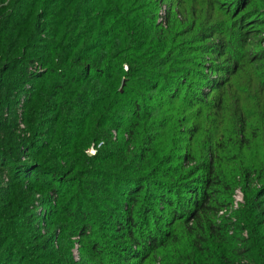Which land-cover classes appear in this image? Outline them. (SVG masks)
Returning <instances> with one entry per match:
<instances>
[{
  "label": "trees",
  "instance_id": "1",
  "mask_svg": "<svg viewBox=\"0 0 264 264\" xmlns=\"http://www.w3.org/2000/svg\"><path fill=\"white\" fill-rule=\"evenodd\" d=\"M254 2L257 0H238L245 7ZM255 4L262 5L257 22L264 23V0ZM142 9L141 0H0V170H6L10 180L8 189L0 186V264H48L32 255L36 243L32 245L31 226L38 209L34 202L46 206L50 196L43 194L30 201L31 194L23 190L27 181L30 193L33 188H42L60 197L59 215L66 225L64 236L80 235L91 240L92 233L87 232L95 235L104 226V219H113L120 238L128 240L120 246L124 251L120 254L123 264H144L148 255L159 248L171 249L184 239H189L192 253H204L203 244L211 246L212 238L230 242L215 221L224 206L220 197H231L234 180L241 171L247 179L258 174L264 180L263 161H247L243 144L252 141L240 127L235 133L226 128L220 141L216 138L218 144L213 143L215 134L206 129L207 123H225L200 120L202 99L189 82L194 75L193 70L186 68L190 61L183 60L184 69L177 74L162 69L182 48L174 49L179 35L174 21L163 29L154 24L155 15L140 13ZM193 10L196 12L197 7ZM210 12L215 16L212 9ZM48 15L58 18L52 23L56 29L51 34L58 39L49 41L41 39L39 30ZM227 24L218 25V30L223 37L229 36L228 47L222 40L212 50L216 53L222 48L234 51L232 44L237 35L231 37ZM35 61L46 66V73L39 77L29 107L28 125H32L34 137L19 142L14 137L15 125L5 121L4 113L15 106L12 91L34 78L29 68ZM123 79L126 84L121 90ZM179 104L184 110L176 118ZM53 113L57 137L49 143L47 155L41 162L23 161L25 148L29 147L28 152L36 148V152L47 147L34 138L45 135L41 126L53 118ZM186 116L194 123L191 121L185 128ZM175 121L182 128L177 131V138L172 136L174 129L169 128ZM148 128L149 132H156L146 134ZM112 129L130 138L114 148V158L113 148L104 143ZM180 135L186 136L190 144L179 147ZM235 136L239 140L233 139ZM204 140H208L207 146ZM194 141L197 147L206 146L205 161L197 158L199 149ZM99 142L104 146L96 156L89 157L86 149ZM133 144L140 146L137 155L130 153ZM174 147L180 152V164L171 168L170 155L176 158ZM59 150L65 151L59 160L68 163L50 166L58 159ZM254 161L257 163L252 164ZM191 163L199 169L183 173ZM100 190L109 196L108 205L125 209L126 215L118 216L108 205L98 202ZM263 198L264 192L257 201L249 202L248 215L262 208L258 202ZM181 201L185 203L182 205ZM167 214L169 219H165ZM156 219L168 224V220L171 224L182 223L185 235L179 237L178 231L161 229ZM248 226L252 242L247 241L246 254L254 264H264L257 244L263 239L264 233L259 229L264 225ZM93 245L101 264H113L112 257L102 254L94 240ZM233 253L229 257L220 255L222 264H236L234 258L239 259L240 254H229ZM206 260L211 264V258Z\"/></svg>",
  "mask_w": 264,
  "mask_h": 264
},
{
  "label": "rangeland",
  "instance_id": "2",
  "mask_svg": "<svg viewBox=\"0 0 264 264\" xmlns=\"http://www.w3.org/2000/svg\"><path fill=\"white\" fill-rule=\"evenodd\" d=\"M200 1L202 2V0ZM201 2L194 3L192 0H141L143 9L140 13L150 16L155 15L154 24L162 25L163 29L168 28L171 20L174 21L175 30H178L179 34L176 37L177 43L175 44L174 42V49H177L178 46L182 48L177 49V54L169 58L171 64L167 68L162 69H165L168 73L177 74L181 69H184L182 68L184 66L182 61L185 59L190 61L191 64H188L186 68L190 71L193 70L194 75L188 79L194 85L193 88L198 97L202 99L200 107L203 119L200 118V120L205 122L208 119H212V122L216 120L218 123H225L222 126H215V124L213 125L210 122L207 123L208 128L206 129L209 130V133L215 134L213 143L218 144L216 138L220 141L221 134L226 131V128L228 131L235 133L240 127L244 135L252 141L251 144H243L247 161L257 158L258 161H263L264 164V23L262 21L257 22L260 17L258 11L262 10V5L255 4L258 0L248 7H245L243 3L239 4L238 0H204V2ZM195 6L197 7L196 12L193 10ZM210 9H212L215 16L212 17ZM193 11L194 15H196L197 25ZM46 17L39 28L41 39L47 41L58 39L55 36H51L52 32L55 31L52 29H56V26H53L54 24L52 25V23L58 19L57 16L48 15ZM226 22L228 27L231 28V37H234L235 34L237 35L234 43H229L232 44L234 51L230 52L222 48L219 53H216L212 51L216 44L221 43L223 40L224 42L226 41V45L230 39L228 35L223 37L218 30V25L223 26ZM242 24L245 25L243 28L240 26ZM124 67L127 68V65L125 64ZM29 70L30 75L32 76L33 74L34 78H28L27 82L19 90L16 91L15 89L12 91L14 95L12 101H14L15 106L11 109V112L6 110L4 113L5 121L15 125L14 134L16 135L14 137L18 141H28L34 137L32 125H28L30 120L28 116L29 107L32 105L34 87H37L36 84L40 80L39 77L46 73V66L39 61H35ZM181 76L183 77L184 74ZM125 84L126 80L123 79L120 85L121 90H123ZM215 84L221 86L215 88ZM14 85L16 86V84ZM170 104L172 105V103ZM177 108L174 113L176 118L181 117L180 113L184 110L180 104ZM52 117L41 126V131L45 135L34 138L38 142L42 141V144L47 147L45 149L39 148L36 152V148L30 152H28L29 147L25 148L27 154L23 155V161L34 160L35 162H41L47 155L49 143L51 144L53 139L57 137L54 133L57 120L54 113ZM190 118L189 116L185 117V121H183L185 128L192 121ZM169 128L174 129L175 132L172 136L176 138L179 136L177 131L182 129L179 121L172 122ZM111 131L107 139H104V143H106L107 147L113 148L111 154H113L114 158L116 157L114 148L121 147L123 142L130 138L122 131L114 129ZM155 132V130L149 132L148 128L146 134ZM180 137L179 147H185L190 144L186 136L180 135ZM238 138L237 136L233 137L236 141ZM184 141H186L185 144H183ZM205 141L207 146L208 140ZM104 143L92 144L86 149V154L89 157L96 156L104 146ZM206 146L197 147V143L195 144V147L199 149L197 158L200 161H205L206 159ZM139 147L133 144V147L130 148V153L137 155ZM173 149L176 151V158H172V155H170V159H173L170 164L171 168H175L180 164V158L178 157L180 152L176 150V147ZM57 155L58 159L50 162V166L57 164L65 166L68 162L64 159L59 160L64 157L65 151L59 150ZM106 157L107 159L112 158L111 156ZM256 163L255 161L252 162V164ZM195 167L196 164L191 163L190 167L186 168L183 173H190L189 170ZM228 172L230 174L229 169ZM170 175L174 174L170 172ZM9 183L7 171L5 170L2 173L0 170V186L3 189H8ZM234 184L231 197H220V200L224 201V206L218 211L215 220L221 228L220 233H224L225 238L229 239V243L224 242L223 238H219L217 241L212 238L211 246L208 243L203 244L204 253H192L189 249V239H184L180 241V245L174 244L171 249L166 248V246L159 248L156 252L148 255L149 258L144 264H209L206 260L207 258L212 259L211 264H222L221 256H234V253L229 254L232 251L240 254L239 259L234 258L236 264H254V260L246 254L249 247V244L247 245L246 243L247 241L252 242L248 225L256 227L264 225V198L259 200L258 203L262 205V208H258L252 215L253 217L248 215L250 213L248 206L249 202L257 201L264 192V180H261L258 174H253L247 179L246 175L241 171L236 176ZM33 189L32 191L34 192L30 193L29 181L24 184L23 190L26 194H31L30 201L32 202L34 199H39L43 194L50 196V202L46 206H40L39 202H34V208L36 206L38 209L34 212L31 226L32 245L36 243L35 247H32V255H36L39 261L48 264H101L102 260L98 258L97 251L94 250V240L98 244V249L102 250V254L108 253V257H112L113 264H123L120 254H123L124 251L121 250L120 246L128 240L120 238L121 233L116 229L113 219H104V226L97 230L95 235H93L94 232H87L88 235L92 233L91 240L83 239L80 235L64 236L66 225L62 224L61 215H59L60 197L54 192H47L42 188ZM97 194L99 195L97 198L99 199L98 202L108 205L106 202L109 196L103 193L102 190L97 191ZM117 197L121 202L120 197ZM184 203V201L180 202L182 205ZM108 208L116 212L118 216L126 215L125 209L116 207L112 203H109ZM159 215L163 217L161 212ZM246 215L248 216L244 221L243 218ZM169 218V214L165 215V219ZM168 222L169 224L162 223L161 220L156 219V225H161V229L168 231L172 229V232L178 231L179 237L185 235L182 223L171 224L170 220ZM36 229L39 230L37 233ZM259 230L264 233V226ZM257 244L261 247L260 253L264 255V236L261 243ZM242 254L245 255L243 256ZM189 255H191L190 258Z\"/></svg>",
  "mask_w": 264,
  "mask_h": 264
}]
</instances>
